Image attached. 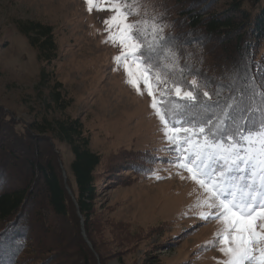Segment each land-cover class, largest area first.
<instances>
[{
    "label": "rangeland",
    "instance_id": "obj_1",
    "mask_svg": "<svg viewBox=\"0 0 264 264\" xmlns=\"http://www.w3.org/2000/svg\"><path fill=\"white\" fill-rule=\"evenodd\" d=\"M94 3L97 7L90 11L86 0H0L1 118L6 113L26 124L42 118L80 120L89 149L101 158L92 231L102 264H224L227 257L219 250V240L214 241L222 222L200 217L201 211L214 210L193 206L206 194L186 170L175 166L176 153L151 107L153 97L142 81V94L127 82L123 62L114 59L120 45L104 42L109 35L104 21L115 14L112 0ZM118 3L135 12L127 18L133 23L153 0ZM217 8H224L223 3ZM26 21L52 28L58 55L50 67L17 31L16 24ZM117 31L112 26V33ZM43 69L49 83H40ZM56 83L69 102L63 113L50 101L49 88ZM154 94L159 100V92ZM54 147L69 182L72 155L64 144L54 141ZM25 161L23 154L10 160L0 149V189L20 187ZM34 204L16 227L0 231V264H40L46 257L35 247L44 245L48 233L39 231L41 203ZM46 220L50 233L58 234L62 222L51 215ZM22 224L27 232L21 231ZM80 234L91 247L83 228Z\"/></svg>",
    "mask_w": 264,
    "mask_h": 264
},
{
    "label": "trees",
    "instance_id": "obj_2",
    "mask_svg": "<svg viewBox=\"0 0 264 264\" xmlns=\"http://www.w3.org/2000/svg\"><path fill=\"white\" fill-rule=\"evenodd\" d=\"M222 3L224 8L219 10ZM145 10L132 24L142 22L138 27L147 28V40L167 73L168 82L160 83L169 88L167 104L160 106L169 111L162 114L175 119L170 110L187 104L183 119L212 116L213 126L223 121L222 126L232 131L264 122V0H153ZM16 29L46 67L57 60L50 26L26 21L18 22ZM194 80L198 87H193ZM172 81L191 90L196 99L186 102L176 97ZM45 82L50 81L43 69L40 83ZM60 89V84H54L49 96L53 107L63 113L69 102ZM54 141L66 145L72 155L69 182L63 180ZM0 143L10 160L17 154L27 159L20 187L0 189V231L16 227L25 210L40 202L38 228L48 233L44 245L35 243L46 255L40 264H102L92 231L101 158L89 149L80 120L42 118L26 124L2 113ZM49 215L62 222L58 234L50 233ZM22 225L21 231L27 232ZM82 228L91 247L80 234Z\"/></svg>",
    "mask_w": 264,
    "mask_h": 264
},
{
    "label": "snow or ice",
    "instance_id": "obj_3",
    "mask_svg": "<svg viewBox=\"0 0 264 264\" xmlns=\"http://www.w3.org/2000/svg\"><path fill=\"white\" fill-rule=\"evenodd\" d=\"M86 2L90 11L97 7L94 0ZM112 5L110 10L115 14L104 21L109 25L104 42L120 45L121 53L114 59L118 64L123 62L127 82L142 94L138 86L142 81L153 97L151 107L163 125L165 140L176 153L175 166L186 170L206 194L193 206L214 210L201 211L200 217L222 222L223 229L215 234L214 241L219 240V250L227 257L224 264H264V122L258 127L251 124L244 130L232 131L222 126L223 121L213 126L212 116L183 119L187 104L170 110L177 118H167L162 112L169 109L160 105L167 104L168 89H159L161 82H168L167 73L162 71L156 49L147 40V28L138 27L142 22H128V16L135 12L127 3L121 6L118 0H112ZM112 26L118 29L115 34ZM171 83L176 97L186 102L196 99L191 90H183L177 81ZM192 85L198 87L195 80ZM155 92H159V100Z\"/></svg>",
    "mask_w": 264,
    "mask_h": 264
},
{
    "label": "water",
    "instance_id": "obj_4",
    "mask_svg": "<svg viewBox=\"0 0 264 264\" xmlns=\"http://www.w3.org/2000/svg\"><path fill=\"white\" fill-rule=\"evenodd\" d=\"M62 173H63V175H62V176H63V178H64V181H65V175H64V172L62 171Z\"/></svg>",
    "mask_w": 264,
    "mask_h": 264
}]
</instances>
